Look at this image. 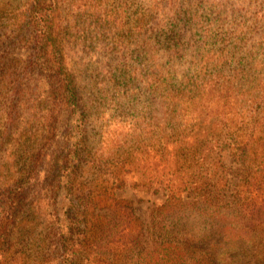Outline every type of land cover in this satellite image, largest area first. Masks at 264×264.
<instances>
[{"label":"trees","instance_id":"16d2710c","mask_svg":"<svg viewBox=\"0 0 264 264\" xmlns=\"http://www.w3.org/2000/svg\"><path fill=\"white\" fill-rule=\"evenodd\" d=\"M10 2L0 0V264H264V98L237 94L245 70L225 68L237 58L224 26L214 50L190 31L193 0H154L134 22L115 0ZM63 113L67 139L43 175ZM103 125L130 128L108 143ZM126 166L165 198L149 221L117 194Z\"/></svg>","mask_w":264,"mask_h":264},{"label":"rangeland","instance_id":"374dc122","mask_svg":"<svg viewBox=\"0 0 264 264\" xmlns=\"http://www.w3.org/2000/svg\"><path fill=\"white\" fill-rule=\"evenodd\" d=\"M3 1V0H2ZM6 1V0H4ZM10 1V0H9ZM25 0H11V5L9 9H17L22 7V4ZM122 9L126 11V15L131 16L130 21L134 22L140 17L150 16L155 11L154 0H115ZM193 0L195 7L199 6L201 19L197 25H194V29L190 30L192 33L196 31H201L204 34L201 43L208 45L207 47L218 48V41L213 38H217V33L214 35L213 32L219 30L220 24L223 25L224 35L222 37L226 38V46L228 51H234L235 64L227 65L225 68L230 69L234 68V65L239 66L245 71L243 78L241 79V86H237V94H242L240 96L241 100L246 99L248 96L253 95L254 97L258 94L262 95L264 98V38H262L261 33L264 31V27L261 26L264 24V16L262 13L263 9L259 12V0ZM264 2V0H262ZM234 2V5L232 4ZM234 8V9H233ZM67 7H64V10ZM165 8H161L164 10ZM12 13V12H11ZM203 18V20H202ZM236 22L239 23V26L236 25ZM218 23V24H216ZM203 29V31H202ZM232 32V38L227 32ZM209 35V36H208ZM228 35V38H227ZM212 37V39H210ZM221 39V38H219ZM228 39V40H227ZM223 43V42H222ZM221 43V44H222ZM214 45V46H212ZM23 57L26 56L27 52L21 50ZM22 56L21 54H19ZM209 55V54H208ZM208 61L212 57H208ZM91 97L90 90L87 91L85 99ZM245 103V101H244ZM107 105V104H106ZM246 107V106H244ZM235 110H237V105H234ZM96 107L92 109L93 113L95 112ZM259 111V109H257ZM256 111V112H258ZM108 112H110L108 110ZM131 111L128 113L122 112L118 118H127L130 117ZM63 124L60 126V132L57 137V145H53L49 150V156L47 157L46 163V172L43 175H50L51 169L49 168L54 161L52 152H56L66 138V124H68L67 115L62 114ZM91 119L93 116H90ZM67 120V122H66ZM94 128V132L97 129L99 122L90 124ZM106 128H113L114 136L107 137L108 143H113V137L118 138L114 142L123 139V135L127 133L130 128L129 125H103ZM154 128V127H153ZM117 134V136H115ZM106 136L104 137L105 140ZM237 165V163H234ZM129 166L124 167L121 170V174L126 179V185L117 190V194L123 198H127L133 201V204L136 208L138 215L143 218L145 221H149L152 217L154 208L163 203V196L160 197L157 193L154 192V188H148L149 184L146 181V178H143L138 173L133 171L126 170ZM30 200L40 201L43 198V194L37 192L29 195ZM52 199V198H51ZM42 202V201H41ZM25 217L32 218V209L29 208L25 211ZM42 228L40 227L39 230ZM38 236L42 235L41 232L37 234Z\"/></svg>","mask_w":264,"mask_h":264}]
</instances>
